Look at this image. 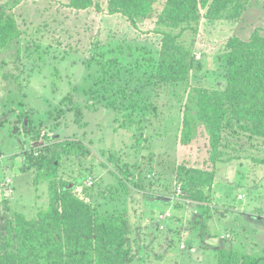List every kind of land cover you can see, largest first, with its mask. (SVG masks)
<instances>
[{
	"label": "rangeland",
	"instance_id": "obj_1",
	"mask_svg": "<svg viewBox=\"0 0 264 264\" xmlns=\"http://www.w3.org/2000/svg\"><path fill=\"white\" fill-rule=\"evenodd\" d=\"M95 1L98 9L75 10L67 0H22L12 11L21 38L0 51V208L34 217L48 201V180L26 163V156L35 155L36 146L56 147L71 139L86 149L60 155L55 182L67 181L80 195L91 179L109 207L120 208L129 197L128 237L138 250L130 264H215L219 245L263 252L264 149L243 136L222 137L217 156L223 159L210 161L208 137L195 122L188 143L174 141L182 109L191 106V87H177V93L169 86L154 88L157 109L147 113L91 105L84 90L100 73L99 58L148 77L160 47V35L153 31L159 3L155 15L133 27L124 15L107 13L105 0ZM250 2L238 19L200 21L189 86L223 87L217 57L225 41L256 28L264 31V0ZM51 132L57 133L54 139L47 138ZM165 160L214 170L211 184L201 186L203 201L178 193L185 180L169 164L163 166ZM199 203L207 208L202 222L196 221ZM165 212L171 214L169 222L155 220Z\"/></svg>",
	"mask_w": 264,
	"mask_h": 264
},
{
	"label": "trees",
	"instance_id": "obj_2",
	"mask_svg": "<svg viewBox=\"0 0 264 264\" xmlns=\"http://www.w3.org/2000/svg\"><path fill=\"white\" fill-rule=\"evenodd\" d=\"M21 1H0V51L21 38L12 13ZM250 1L105 0L107 13L124 15L133 27L155 15L157 4L161 5L153 26V31L160 35L159 56L148 77L136 75V68L114 59L99 58L100 73L93 77L84 94L89 95L91 105L100 104L115 113L142 110L147 113L157 109L152 100L154 88L169 86L170 92L177 93V87L183 90L191 87V106L182 109L174 141L188 143L195 122L208 137L210 161L223 159L217 156L222 137L230 141L231 137L243 136L252 147L264 149V31L256 28L244 38L234 35L225 41L223 52L217 57V67L225 79L223 87L189 86V71L195 69L193 42L200 21L238 19ZM66 6L75 10L99 8L95 0H67ZM51 133L47 138L54 139L57 133ZM34 149L35 155H27L26 163L48 180V201L37 207L34 217H26L9 207L0 208V264H130L138 250L128 237L129 207L125 202L129 197L118 203L120 208L117 204L109 207V199L102 192L97 193L98 185L91 179L81 188L82 197L67 181L55 182L60 155L82 153L86 147L79 142L64 139L56 147L50 144ZM166 164L174 168L178 179L185 180L178 193H189L192 200L203 201L201 186L211 184L214 170L187 169L175 160L163 161V166ZM198 208L196 221L207 220L206 206L199 203ZM155 220H160L159 215ZM259 238L256 234L257 243ZM190 245L187 243L186 249ZM176 250L184 251L179 247ZM213 257L215 264H264V251H245L229 245L216 246Z\"/></svg>",
	"mask_w": 264,
	"mask_h": 264
},
{
	"label": "built area",
	"instance_id": "obj_3",
	"mask_svg": "<svg viewBox=\"0 0 264 264\" xmlns=\"http://www.w3.org/2000/svg\"><path fill=\"white\" fill-rule=\"evenodd\" d=\"M179 190V189H178ZM170 213L169 212H165V213H161L160 215H159V218L160 219H162V220H165L166 218H168V217H170ZM161 227V226H160ZM163 227H164V225H163Z\"/></svg>",
	"mask_w": 264,
	"mask_h": 264
}]
</instances>
